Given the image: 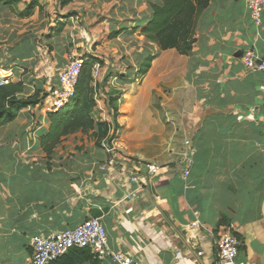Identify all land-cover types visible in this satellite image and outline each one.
Masks as SVG:
<instances>
[{"label":"crops","instance_id":"crops-1","mask_svg":"<svg viewBox=\"0 0 264 264\" xmlns=\"http://www.w3.org/2000/svg\"><path fill=\"white\" fill-rule=\"evenodd\" d=\"M38 2L42 10L23 19L0 6L2 74L22 82L18 99L39 100L0 126V264H29L32 238L91 218L106 232L107 254L137 264H216L223 233L238 243L237 264H264V73L240 62L246 49L264 56V8L256 28L246 0H211L180 55L160 47L178 40L176 23L156 34L159 42L143 33L161 0ZM185 6L193 18L195 0ZM71 58L103 59L100 73H111L104 89L122 93L117 131L101 91L92 113L114 134L112 154L97 145L96 129L69 135L49 157L42 152L48 93Z\"/></svg>","mask_w":264,"mask_h":264},{"label":"trees","instance_id":"trees-1","mask_svg":"<svg viewBox=\"0 0 264 264\" xmlns=\"http://www.w3.org/2000/svg\"><path fill=\"white\" fill-rule=\"evenodd\" d=\"M39 0H0V6L8 7L19 18H28L33 14L35 8L39 11L42 10ZM73 0H57L60 7H65ZM162 6H152L153 18L149 26L143 31L144 35L152 41L159 42L156 34L160 31H165L173 24H175L181 15L185 14V0H161ZM211 0H195L194 16L191 17V25L189 28V35L184 36V31L177 33L178 40L170 42H160V47L166 49L168 47L176 48V51L180 55H187L193 44L194 26L199 16L208 6ZM18 4H23L24 9L19 11L16 7ZM177 20V21H176ZM190 24V23H189ZM186 22L181 23L180 29H184ZM179 29V28H178ZM182 39V40H181ZM151 58H147L142 63L141 67L137 70L134 80L141 79L149 68V62ZM98 62L97 58L87 60L83 63L80 76L75 88L74 98L64 106L56 111H50L47 113V120L49 122L48 133L40 138V147L46 157H49L52 152L58 147L61 142L76 132L85 133L90 130L96 129L94 138L97 145H100L102 141H106L108 144L114 138V134L111 135L109 126L100 121H95L92 117V113L96 108V89L99 85L93 86L92 68L94 63ZM100 67L103 65L99 62ZM110 75H106L102 85H106ZM23 92V84L19 82H9L7 85L0 86V126L12 122L15 119L16 112L24 107L30 105H36L38 100V94L22 100L18 99L17 95ZM107 98L105 104L108 109L111 110L112 116V130L115 132L118 129V125L115 121L117 116V102L120 99L121 93L116 90H110L106 94ZM70 253L76 254L75 259L67 264H80L84 261L97 257L90 253L87 249H72ZM68 252V253H69Z\"/></svg>","mask_w":264,"mask_h":264},{"label":"built area","instance_id":"built-area-1","mask_svg":"<svg viewBox=\"0 0 264 264\" xmlns=\"http://www.w3.org/2000/svg\"><path fill=\"white\" fill-rule=\"evenodd\" d=\"M245 7L248 18L254 27L261 25V13L264 8V0H246ZM86 60L80 58L69 59L66 67L59 73L57 85L48 93L49 109L56 111L63 108L74 98L75 88L81 73L82 65ZM242 66L249 72L264 73V56L259 57L252 49L244 50L240 55ZM100 74V66L95 63L92 68V77L95 79ZM8 78L2 74L0 67V86L7 85ZM102 147L108 154L113 150L106 141H102ZM188 144V142H186ZM191 166V161L187 162ZM157 167L149 165L148 175L156 174ZM184 176H188L185 170ZM134 177L130 182H134ZM200 225L192 222L189 229L198 231ZM32 256L29 264H50L65 256L72 249H89L98 259L108 258L110 264H137L122 253L107 254V236L98 219H88L72 229L55 232L46 236L34 237L30 240ZM217 254L216 264H237L238 243L229 233L218 235L214 242Z\"/></svg>","mask_w":264,"mask_h":264},{"label":"rangeland","instance_id":"rangeland-1","mask_svg":"<svg viewBox=\"0 0 264 264\" xmlns=\"http://www.w3.org/2000/svg\"><path fill=\"white\" fill-rule=\"evenodd\" d=\"M183 22H186V26H185V28L184 29H180V25H181V23H183ZM190 23V24H189ZM189 25H191V17L190 16H188V14L187 13H185V14H183L182 15V17L176 22V28H177V32L179 33V31H184V36H183V38L185 37V35H187V33H188V31H189V28H190V26ZM179 28V29H178ZM182 40V39H181ZM91 49L93 50L94 48H93V46L91 47ZM105 49H107V47H105L104 48V50ZM69 50L67 49L66 50V52H67V54H70L69 52H68ZM102 61H101V63L103 64L102 66V68L104 69V68H106L107 67V65H104V61H103V59H101ZM101 68V70H102V72H106L105 74H103V73H100L99 74V76H97L95 79H93V84H95V85H99V87H97V88H95L96 89V94L95 95H98L99 96V92L101 91V92H103V94H107L108 92H109V90L107 89V91H106V89H104V85H102L103 84V80H104V77L108 74V75H110L111 73H109V71H107V69H105L104 71H103V69ZM108 87V86H107ZM117 92H120V91H118V90H116ZM121 93V92H120ZM122 94V93H121ZM96 97V96H95Z\"/></svg>","mask_w":264,"mask_h":264}]
</instances>
